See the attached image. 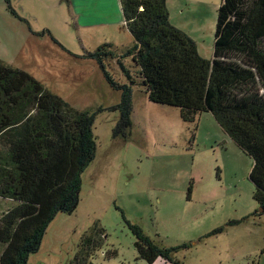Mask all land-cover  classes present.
I'll use <instances>...</instances> for the list:
<instances>
[{
	"label": "rangeland",
	"instance_id": "374dc122",
	"mask_svg": "<svg viewBox=\"0 0 264 264\" xmlns=\"http://www.w3.org/2000/svg\"><path fill=\"white\" fill-rule=\"evenodd\" d=\"M221 1L165 0L170 23L207 60ZM69 9L66 0H0V60L93 117L95 152L81 173L78 203L53 217L27 264H68L96 229L103 232L90 252L94 264H264L251 157L210 112L186 122L179 108L148 99L138 66L125 55L134 41L123 23L82 28ZM101 45L107 53L99 61L89 53ZM106 73L131 89L124 134L113 133L122 89ZM16 204L0 198V216ZM131 224L175 248L170 259L140 257Z\"/></svg>",
	"mask_w": 264,
	"mask_h": 264
},
{
	"label": "trees",
	"instance_id": "16d2710c",
	"mask_svg": "<svg viewBox=\"0 0 264 264\" xmlns=\"http://www.w3.org/2000/svg\"><path fill=\"white\" fill-rule=\"evenodd\" d=\"M120 8L134 41L125 55L138 66L148 99L179 108L186 122L210 112L251 157L253 199L264 213V0L221 1L210 60L170 23L165 0H120ZM102 48L89 54L102 61L107 53ZM105 75L122 89L113 133L124 134L130 126L131 89ZM92 125L87 111L0 60V198L17 202L0 216V264H27L53 217L75 209L81 173L94 157ZM130 227L140 257L170 259L175 248L157 245L138 225ZM100 232L84 237L68 264H94L89 257L100 244L95 238Z\"/></svg>",
	"mask_w": 264,
	"mask_h": 264
},
{
	"label": "crops",
	"instance_id": "0c3cea01",
	"mask_svg": "<svg viewBox=\"0 0 264 264\" xmlns=\"http://www.w3.org/2000/svg\"><path fill=\"white\" fill-rule=\"evenodd\" d=\"M69 13L87 28L95 24H122L120 0H66Z\"/></svg>",
	"mask_w": 264,
	"mask_h": 264
}]
</instances>
